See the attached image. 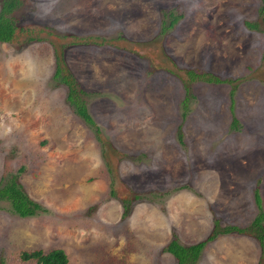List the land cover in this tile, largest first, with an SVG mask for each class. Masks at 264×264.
Returning <instances> with one entry per match:
<instances>
[{
	"label": "rangeland",
	"instance_id": "374dc122",
	"mask_svg": "<svg viewBox=\"0 0 264 264\" xmlns=\"http://www.w3.org/2000/svg\"><path fill=\"white\" fill-rule=\"evenodd\" d=\"M261 4L19 0L0 42V187L15 175L40 210L21 218L0 201V264L53 249L66 264H175L171 239L232 226L246 231L218 233L195 264H264Z\"/></svg>",
	"mask_w": 264,
	"mask_h": 264
},
{
	"label": "trees",
	"instance_id": "16d2710c",
	"mask_svg": "<svg viewBox=\"0 0 264 264\" xmlns=\"http://www.w3.org/2000/svg\"><path fill=\"white\" fill-rule=\"evenodd\" d=\"M19 0H3L0 7V42H9L14 34L15 25L11 17H9L12 10L16 7ZM261 1V11L264 9V0ZM176 18H173L170 25L175 22ZM249 27L252 25H248ZM60 70L56 69L55 76H58ZM188 77L191 80H201L206 83L220 84L229 83L228 80L219 79L210 73L200 72H187ZM61 82L67 86V93L65 99L73 106L74 112L86 123L92 124V120L86 111L84 103L78 98V91L74 89V83L70 76L63 75ZM231 98L232 91L229 92ZM230 109H232L230 107ZM235 121L233 120V124ZM0 201L8 203L10 210L17 216L30 217L36 214L40 210L39 204L32 201L21 188V185L17 182L15 175L11 176L6 182L0 187ZM254 201L258 212L254 219L251 221L249 228L256 230V238L260 245L262 244V226L261 221L263 214L261 212L260 197L257 192L254 194ZM243 233L246 229L237 227H226L220 232L215 229L203 240L188 246H182L176 242L173 238L163 248V251L169 253L175 260V264H195L199 257L201 250L203 249L206 242L211 241L216 237L218 233H229V232ZM19 259L22 261H33L35 264H66L67 259L64 252L61 249H53L46 253L41 250H30L20 251Z\"/></svg>",
	"mask_w": 264,
	"mask_h": 264
}]
</instances>
